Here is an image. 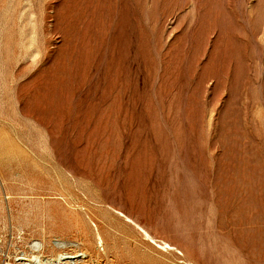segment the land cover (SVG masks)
Returning <instances> with one entry per match:
<instances>
[{"label":"rangeland","instance_id":"rangeland-1","mask_svg":"<svg viewBox=\"0 0 264 264\" xmlns=\"http://www.w3.org/2000/svg\"><path fill=\"white\" fill-rule=\"evenodd\" d=\"M46 262L264 264V0H0V264Z\"/></svg>","mask_w":264,"mask_h":264},{"label":"bare ground","instance_id":"bare-ground-1","mask_svg":"<svg viewBox=\"0 0 264 264\" xmlns=\"http://www.w3.org/2000/svg\"><path fill=\"white\" fill-rule=\"evenodd\" d=\"M61 184H62V187H65V185L67 183H66V181L62 180L61 181ZM62 202H64V205L66 207H68L69 210H70V216H68L67 219L70 220L69 222H71L72 224H74L77 227L78 235H81L82 232L84 234H86L87 232H89L91 230L92 237H93L92 239L94 240V243L97 244L98 246H103L105 240H104V237L102 235L103 233H101V230H100V227H102V226L99 227V224L96 223L93 219H91L89 213H87V211L85 210L84 207H82L80 205H75L74 203H71L70 201H67V200H65V201L63 200ZM92 210H94V208ZM55 211H56V209H55ZM113 212H114V210H113ZM90 213L92 214V212H90ZM115 213L118 214L119 216H121L122 218H124V220L126 222H128L130 225H132L133 227H135L140 232V234L142 235V237L144 239H146L148 242L156 245L157 247H159V248H161L163 250H171L172 249L171 245L169 243L165 242V241H163L161 243H157L156 239L146 229H144L143 227H141L137 222H135L132 218H130L126 214H124V213H122L121 211H118V210L115 211ZM65 223L67 225H69V223H67V220L65 221ZM84 234H82V235L84 236ZM87 244H88V242H87ZM33 258L36 259V256H34ZM33 263H34V261H33ZM49 263H52V262H46L44 264H49ZM188 264H193V263H188Z\"/></svg>","mask_w":264,"mask_h":264}]
</instances>
